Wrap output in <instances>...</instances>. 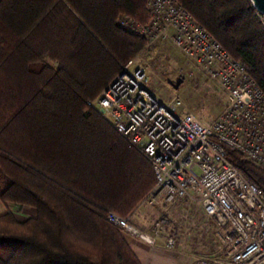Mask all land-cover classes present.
I'll list each match as a JSON object with an SVG mask.
<instances>
[{
  "label": "trees",
  "instance_id": "16d2710c",
  "mask_svg": "<svg viewBox=\"0 0 264 264\" xmlns=\"http://www.w3.org/2000/svg\"><path fill=\"white\" fill-rule=\"evenodd\" d=\"M178 1L264 90V28L249 1ZM119 13L149 16L145 0H0V264H141L106 213L133 210L151 164L85 102L155 44ZM223 147L264 192V166Z\"/></svg>",
  "mask_w": 264,
  "mask_h": 264
},
{
  "label": "built area",
  "instance_id": "2783aa9c",
  "mask_svg": "<svg viewBox=\"0 0 264 264\" xmlns=\"http://www.w3.org/2000/svg\"><path fill=\"white\" fill-rule=\"evenodd\" d=\"M145 5L149 16L144 22L119 13L117 23L144 37L145 48L158 40L170 42L197 73L216 82L222 94L217 112L202 119L183 110L177 89L184 77L153 80L137 56L121 64L85 102L151 164L154 182L136 207L169 204L176 209L185 202L197 205L206 222L182 227L162 212L149 233L132 222L133 210L125 215L109 210L106 217L148 243L162 236L163 245L179 253L183 238L191 249L200 244L204 254L186 253L191 264H264V192L226 158L223 147L264 166V90L245 63L178 0H145ZM255 14L264 28L263 15Z\"/></svg>",
  "mask_w": 264,
  "mask_h": 264
},
{
  "label": "rangeland",
  "instance_id": "374dc122",
  "mask_svg": "<svg viewBox=\"0 0 264 264\" xmlns=\"http://www.w3.org/2000/svg\"><path fill=\"white\" fill-rule=\"evenodd\" d=\"M137 60L139 63L146 66L149 77L153 80H159L160 83L173 81L179 74L184 77L185 80L183 85L181 84L177 89L181 99L180 106L183 110L190 109L202 119H209L217 112L218 99L220 100L222 97L218 84L205 78L206 76L204 77L203 74L197 73L193 69L191 62L187 60L185 56L182 55V53L170 42L166 40L156 41L151 48L140 53L137 56ZM169 91V87L165 88V92L169 93ZM162 212L172 215L178 220V223L182 227H188L190 223L199 224L206 222L204 214L197 205L191 206L185 202H180L176 209L170 208L169 204L149 205L142 203L138 207H136L135 204L133 207L134 217L132 222L136 227L150 233L156 215ZM186 231L189 232V229H186ZM182 237L183 236H181V238ZM196 238L201 241L199 236ZM152 244L163 245L162 236L159 239H155V242ZM213 244L214 243H212V245ZM189 247V242L183 238V241L179 242L177 248L180 253L175 250L174 252L180 256H184L188 260H190L187 255L189 252L194 254H204L200 244L197 245V248L200 250H197L196 247H193L192 249ZM214 256L218 257L219 253L218 255L214 254Z\"/></svg>",
  "mask_w": 264,
  "mask_h": 264
},
{
  "label": "crops",
  "instance_id": "0c3cea01",
  "mask_svg": "<svg viewBox=\"0 0 264 264\" xmlns=\"http://www.w3.org/2000/svg\"><path fill=\"white\" fill-rule=\"evenodd\" d=\"M3 209L4 203L0 199V212ZM12 210L19 218L34 214V209L30 206H13ZM125 232L122 234L141 264H191L184 256L176 254L174 250L162 244L148 243L131 232Z\"/></svg>",
  "mask_w": 264,
  "mask_h": 264
},
{
  "label": "water",
  "instance_id": "95a60500",
  "mask_svg": "<svg viewBox=\"0 0 264 264\" xmlns=\"http://www.w3.org/2000/svg\"><path fill=\"white\" fill-rule=\"evenodd\" d=\"M250 5L264 17V0H248Z\"/></svg>",
  "mask_w": 264,
  "mask_h": 264
}]
</instances>
